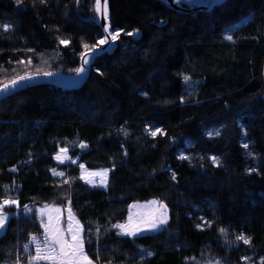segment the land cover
<instances>
[{
	"label": "trees",
	"instance_id": "obj_1",
	"mask_svg": "<svg viewBox=\"0 0 264 264\" xmlns=\"http://www.w3.org/2000/svg\"><path fill=\"white\" fill-rule=\"evenodd\" d=\"M94 2L0 0V85L73 74L84 45L102 37ZM108 11L121 34L81 87L37 85L0 100V200L20 206L5 208L16 214L0 234V264H27L23 246L41 233L45 204L71 208L99 264H264V0L192 13L108 0ZM155 128L163 134L146 132ZM61 148L76 163L57 164ZM80 164L106 169V188L86 185ZM150 200L166 206L164 227L118 234L129 205ZM241 233L250 244L236 241Z\"/></svg>",
	"mask_w": 264,
	"mask_h": 264
},
{
	"label": "snow or ice",
	"instance_id": "obj_2",
	"mask_svg": "<svg viewBox=\"0 0 264 264\" xmlns=\"http://www.w3.org/2000/svg\"><path fill=\"white\" fill-rule=\"evenodd\" d=\"M45 0H40V3H44ZM80 0H77V3H79ZM17 4L21 3V0H16ZM95 13L97 16H100L102 14V19L104 21H107L108 19V6H107V0H103V8H101V0H95ZM4 30L7 31L9 28V25H4ZM103 32L106 33V36L99 37L96 41V44L89 47V45L85 44L84 48L87 50L85 53L81 54V60H82V66L75 69V72L77 76L82 75L86 69L87 66L91 63V60L97 55L98 52L106 51L107 49L104 47L105 45H108L109 47L114 45L116 40L120 36V30H111L109 26L102 24L101 25ZM126 35H133V33L129 32L126 33ZM110 38V39H109ZM226 39L231 40L232 37L228 36ZM69 41L67 40H60V44L67 45ZM20 64H23L24 61H19ZM28 63L30 64L31 61L29 60ZM2 67V66H0ZM53 74L50 72H45L44 76H52ZM35 79L34 76L30 74L21 75L17 78H14L11 80L9 84H5L2 88H0V94L4 93H10L15 91L16 89H19L26 84L32 82ZM184 80L187 82L189 80V77L185 76ZM146 132H148L149 135L155 137L158 132L162 133V130L160 128H155L154 130L149 131L146 129ZM216 135H219V133H215ZM209 135H212V133H209ZM81 148H86V144H81ZM244 148H247L248 145L245 143L243 145ZM66 148H61L60 153H58L54 159L57 160L58 163L63 164L65 160L68 159V156ZM61 154H64L63 158H61ZM181 159H188V157H179ZM213 164H218L219 160L216 157H211ZM72 163H76L75 160L72 161ZM81 169V176L80 179L85 180L86 183H91L90 180L86 179L85 177V166L83 164H80ZM15 169H13L14 171ZM52 175L54 176H64V172L57 171L55 168L52 170ZM107 170H103L100 172H88L87 176H101L106 177ZM173 179H175V175H173ZM65 183H68L67 180L64 181ZM106 183V181H104ZM155 203V202H153ZM12 205H15L17 208H19V203L16 199H9L5 198L3 200H0V231H3L6 226V222L8 219H10L11 216L15 215L14 212H6L5 208L10 207ZM25 210L31 211L28 209V206H24ZM160 208L164 209V211L161 213L158 220H154L148 224V227L146 229H141V231L144 230H155L159 226H162L167 223V209L164 204H160ZM45 209H47L49 212L57 213L56 216L47 215ZM37 212L39 213L38 219L40 220V227L43 229V241H39V238L37 236H33L30 238L29 243L24 244L23 248L25 252H28L29 250V244L35 245V255L31 256V262L32 264H38L40 261L47 262V264H99V256H97L96 260L94 261L91 259L87 253L85 252V238H84V229L83 226L80 224L79 221L75 219L74 214L71 211V208L69 207L67 209L68 212V219H67V226L66 228L62 227L60 224L61 216L59 213H61V209L58 207H53L46 205L44 209H38ZM209 227L211 226V222H207ZM114 228L121 229V232L118 234L123 235H136L137 233L135 231H125L126 226L123 224H116L113 225ZM197 228L200 230H204L202 224H197ZM220 232L224 234L226 232L225 229L221 228ZM236 241H242L243 244L248 245L251 242L250 237H245L243 233L236 236ZM231 243V242H229ZM148 255H151L149 252ZM245 260L249 259L247 257L243 258ZM17 264H19V258L17 260ZM217 264H220L219 261H217Z\"/></svg>",
	"mask_w": 264,
	"mask_h": 264
},
{
	"label": "water",
	"instance_id": "obj_3",
	"mask_svg": "<svg viewBox=\"0 0 264 264\" xmlns=\"http://www.w3.org/2000/svg\"><path fill=\"white\" fill-rule=\"evenodd\" d=\"M157 1L161 2L162 4L166 5L167 7L171 8L172 10L178 13H192V12H200V11H211L215 7H218L221 4L225 3L227 0H157ZM107 6H108V0H107ZM101 8H103V0H101ZM93 21L99 27L102 37L106 36L107 34L103 32L101 25L105 24L109 26V19H107V21H104L102 19V14L100 16H97V14L95 13V17L93 18ZM104 47L107 50L103 52H98L97 55L91 60V63L87 66L86 71L82 75L77 76L76 72L70 75H65L62 74L61 72H55L52 73L53 74L52 76H44V73H33L30 74L35 77V79L32 82L26 84L25 86L19 89H16L13 92L0 94V100L20 90L37 85H50L61 89H77L81 87L86 82L89 76L90 66L93 63V60L96 57L102 55L103 53L112 54L116 48V43L110 47L108 45H105ZM86 51H84L83 53H85ZM81 66H82V60L80 55L78 61V67ZM16 78L18 79V77ZM10 82L11 80L0 85V88H2L5 84H9Z\"/></svg>",
	"mask_w": 264,
	"mask_h": 264
},
{
	"label": "rangeland",
	"instance_id": "obj_4",
	"mask_svg": "<svg viewBox=\"0 0 264 264\" xmlns=\"http://www.w3.org/2000/svg\"><path fill=\"white\" fill-rule=\"evenodd\" d=\"M210 132H211V130L208 129V130H206L205 133L208 136ZM242 144L243 145L245 144L244 140H242ZM66 149L68 150L67 153H66V155L68 156V159L65 160L63 164L58 163L57 160L54 159L57 164L64 165V164L72 163L73 159H71L70 156H69L70 151H69L68 148H66ZM58 153H60V150H59ZM179 155H180V157H183L182 153H180ZM63 156H64V154H61V158H63ZM72 164H74V163H72ZM85 170L86 171H85L84 174H85L86 179L91 181V183H86L85 180L81 179L86 185H88L90 187L101 188V189H105L106 188V186H107V177H108L107 175H106V177H101V176L88 177L87 176L88 172H100V171H103V170H98V171L87 170V169H85ZM81 174H82V172H81V169H80L79 176H81ZM107 174H108V171H107ZM57 177H61V176H57ZM104 181H106V183H104ZM153 202H155V203H153ZM46 205L53 206V207H58V208L61 209V213H59V215L61 216L60 224H61L62 227L66 228L67 219H68V212H67L68 207L62 208L59 205L45 204V205H42L40 207H37V209H44ZM45 211H46L47 215H52L53 217L57 215V213L49 212L47 209H45ZM163 211H164V209L160 208V203L157 202L156 200H150V201H147V202H134V203H131L129 205L128 214H127L126 220L124 221L123 225L126 226L125 231H135L137 234L136 235H127V236L135 237V236H139V235H142V234L156 233L159 230H161L164 227L165 224L162 225V226H159L155 230H144V231H141V229H146L150 222H152L154 220H158L160 215H161V213ZM28 212L29 211H27V213ZM37 215H39L38 212H37ZM75 219H76V217H75ZM39 223H40V220H39ZM2 232L3 231H0V234ZM39 241H43V239L39 238ZM32 249H33V252H34L32 255H35V249L34 248H32ZM38 263L43 264V263H47V262L40 261ZM211 264H213V263H211Z\"/></svg>",
	"mask_w": 264,
	"mask_h": 264
},
{
	"label": "crops",
	"instance_id": "obj_5",
	"mask_svg": "<svg viewBox=\"0 0 264 264\" xmlns=\"http://www.w3.org/2000/svg\"><path fill=\"white\" fill-rule=\"evenodd\" d=\"M263 76H264V70H263ZM37 210H38V209H36V215H37ZM37 220H38V222H39L38 215H37ZM39 224H40V223H39ZM40 228H41V227H40ZM33 236H37L38 238L43 239V229L41 228V233H40V234L31 235L30 238L33 237ZM30 238H29V241H30ZM28 243H29V242H28ZM29 245H30V247H32V248L35 249V245H33V244H29ZM43 264H47V263H43Z\"/></svg>",
	"mask_w": 264,
	"mask_h": 264
},
{
	"label": "built area",
	"instance_id": "obj_6",
	"mask_svg": "<svg viewBox=\"0 0 264 264\" xmlns=\"http://www.w3.org/2000/svg\"><path fill=\"white\" fill-rule=\"evenodd\" d=\"M24 255H26V263L27 264H32V262H31V256H33V255L32 254H29V251L28 252H25L24 251ZM38 264H40V263H38Z\"/></svg>",
	"mask_w": 264,
	"mask_h": 264
}]
</instances>
